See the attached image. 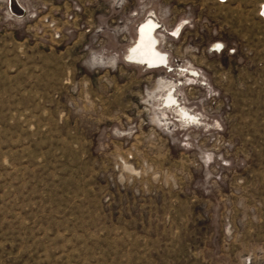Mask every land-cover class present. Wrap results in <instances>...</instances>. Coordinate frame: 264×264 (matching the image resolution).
Here are the masks:
<instances>
[{
	"label": "rangeland",
	"instance_id": "rangeland-1",
	"mask_svg": "<svg viewBox=\"0 0 264 264\" xmlns=\"http://www.w3.org/2000/svg\"><path fill=\"white\" fill-rule=\"evenodd\" d=\"M0 264H264V0H0Z\"/></svg>",
	"mask_w": 264,
	"mask_h": 264
},
{
	"label": "bare ground",
	"instance_id": "bare-ground-1",
	"mask_svg": "<svg viewBox=\"0 0 264 264\" xmlns=\"http://www.w3.org/2000/svg\"><path fill=\"white\" fill-rule=\"evenodd\" d=\"M224 1L225 0H222V2H224ZM159 28H160V26H157V24L152 20V18H149V19L147 18L146 20H144L143 22H141L140 24L137 25L136 31H135L136 32V39H135L134 44L130 48V52L133 55L131 58V59H133L132 62H135L137 64L141 63V64H143V66L146 65V67L148 66V69H159L163 65L166 64V66H167V64H169L167 55H165L164 53L157 50L158 44L157 45L155 44L156 39H155L154 34ZM218 46H220V45L218 44L215 47H218ZM219 50H220V48H219ZM171 99H173V98H171ZM166 101H167V99H166ZM170 102L171 101L169 100V102H167V103L169 104ZM170 104H173V103H170ZM174 105H175V103H174Z\"/></svg>",
	"mask_w": 264,
	"mask_h": 264
},
{
	"label": "flooded vegetation",
	"instance_id": "flooded-vegetation-1",
	"mask_svg": "<svg viewBox=\"0 0 264 264\" xmlns=\"http://www.w3.org/2000/svg\"><path fill=\"white\" fill-rule=\"evenodd\" d=\"M135 39H136V36H135ZM135 42V41H134ZM134 44V43H133ZM184 115H186V116H188V117H190L188 114H186V113H183Z\"/></svg>",
	"mask_w": 264,
	"mask_h": 264
},
{
	"label": "built area",
	"instance_id": "built-area-1",
	"mask_svg": "<svg viewBox=\"0 0 264 264\" xmlns=\"http://www.w3.org/2000/svg\"><path fill=\"white\" fill-rule=\"evenodd\" d=\"M218 2H222V0H217Z\"/></svg>",
	"mask_w": 264,
	"mask_h": 264
},
{
	"label": "snow or ice",
	"instance_id": "snow-or-ice-1",
	"mask_svg": "<svg viewBox=\"0 0 264 264\" xmlns=\"http://www.w3.org/2000/svg\"><path fill=\"white\" fill-rule=\"evenodd\" d=\"M219 47V46H218Z\"/></svg>",
	"mask_w": 264,
	"mask_h": 264
}]
</instances>
